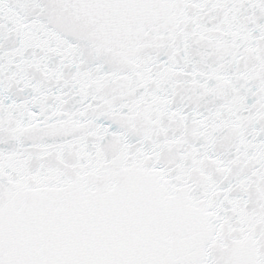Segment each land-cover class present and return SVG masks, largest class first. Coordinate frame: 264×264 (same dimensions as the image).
Here are the masks:
<instances>
[{
	"label": "snow or ice",
	"instance_id": "snow-or-ice-1",
	"mask_svg": "<svg viewBox=\"0 0 264 264\" xmlns=\"http://www.w3.org/2000/svg\"><path fill=\"white\" fill-rule=\"evenodd\" d=\"M0 264H264V0H0Z\"/></svg>",
	"mask_w": 264,
	"mask_h": 264
}]
</instances>
